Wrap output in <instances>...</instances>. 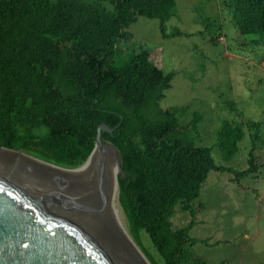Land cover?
Here are the masks:
<instances>
[{"label": "trees", "instance_id": "1", "mask_svg": "<svg viewBox=\"0 0 264 264\" xmlns=\"http://www.w3.org/2000/svg\"><path fill=\"white\" fill-rule=\"evenodd\" d=\"M109 1L114 11L88 0H0V148L76 169L93 152L99 126L117 128L104 136L121 152L120 203L130 235L141 240L147 232L165 264H185L197 244L196 222L174 229L177 205L192 211L210 172L233 169L193 140L199 115L182 124L178 113L187 107H161L175 73L146 49L121 48L141 16L158 19L165 33L177 0ZM223 3L246 42L264 47V0ZM259 124H223L218 146L226 160L238 152L244 127ZM256 158L251 153L238 175L253 173Z\"/></svg>", "mask_w": 264, "mask_h": 264}, {"label": "rangeland", "instance_id": "2", "mask_svg": "<svg viewBox=\"0 0 264 264\" xmlns=\"http://www.w3.org/2000/svg\"><path fill=\"white\" fill-rule=\"evenodd\" d=\"M88 1L115 10L109 0ZM223 1L177 0L165 33L158 19L141 16L127 29L133 37L121 48L125 53L146 49L159 68L175 73L161 107H187L178 113L182 124L199 115L193 140L213 149L218 166L233 169L210 172L192 211L177 205L174 229L196 222L191 235L197 244L185 264H264V47L246 42L250 37L240 32ZM225 122L260 123L259 128L244 127L245 136L230 160L218 146ZM256 133L260 137L254 140ZM251 153L258 157V168L238 175L250 166ZM118 202L119 216L130 234L120 190ZM133 240L151 264H165L147 232L141 240Z\"/></svg>", "mask_w": 264, "mask_h": 264}, {"label": "water", "instance_id": "3", "mask_svg": "<svg viewBox=\"0 0 264 264\" xmlns=\"http://www.w3.org/2000/svg\"><path fill=\"white\" fill-rule=\"evenodd\" d=\"M101 124L96 146L76 169L0 148V264H151L115 203L111 158L121 152Z\"/></svg>", "mask_w": 264, "mask_h": 264}, {"label": "bare ground", "instance_id": "4", "mask_svg": "<svg viewBox=\"0 0 264 264\" xmlns=\"http://www.w3.org/2000/svg\"><path fill=\"white\" fill-rule=\"evenodd\" d=\"M116 152L117 151H115V155H117L119 157V154L116 153ZM115 155H113L112 158H111L110 183H111V187H112V191H113L115 203H116V206H117V209H118V213H119L120 212V210H119V202H118V197H119V184H118V178H117L118 177V174H119V164H118V158Z\"/></svg>", "mask_w": 264, "mask_h": 264}]
</instances>
